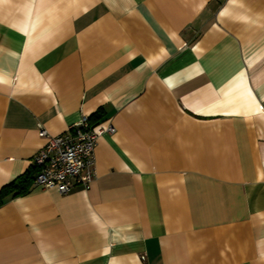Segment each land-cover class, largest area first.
I'll list each match as a JSON object with an SVG mask.
<instances>
[{
	"label": "crops",
	"instance_id": "1",
	"mask_svg": "<svg viewBox=\"0 0 264 264\" xmlns=\"http://www.w3.org/2000/svg\"><path fill=\"white\" fill-rule=\"evenodd\" d=\"M84 119L95 182L36 187ZM6 187L0 264H264V0H0Z\"/></svg>",
	"mask_w": 264,
	"mask_h": 264
},
{
	"label": "built area",
	"instance_id": "2",
	"mask_svg": "<svg viewBox=\"0 0 264 264\" xmlns=\"http://www.w3.org/2000/svg\"><path fill=\"white\" fill-rule=\"evenodd\" d=\"M65 135L53 136L39 126V136L46 143L33 159L37 169L34 185L42 189H57L66 195L76 187L89 190L96 180L95 148L98 139L114 133V126L91 128L84 119Z\"/></svg>",
	"mask_w": 264,
	"mask_h": 264
},
{
	"label": "trees",
	"instance_id": "3",
	"mask_svg": "<svg viewBox=\"0 0 264 264\" xmlns=\"http://www.w3.org/2000/svg\"><path fill=\"white\" fill-rule=\"evenodd\" d=\"M37 170V169H36ZM10 187V186H9ZM9 187L4 188L1 193H0V205L3 203V197L4 195L7 193V191L10 189ZM25 187H23L21 190H19L18 192L14 193L15 196H18L20 194H22L23 192H25Z\"/></svg>",
	"mask_w": 264,
	"mask_h": 264
}]
</instances>
